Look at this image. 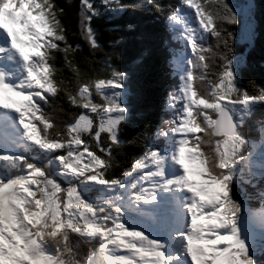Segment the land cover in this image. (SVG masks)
<instances>
[{"label": "snow or ice", "instance_id": "1", "mask_svg": "<svg viewBox=\"0 0 264 264\" xmlns=\"http://www.w3.org/2000/svg\"><path fill=\"white\" fill-rule=\"evenodd\" d=\"M148 5L164 16L178 83L171 117L125 141V38L106 51L93 22ZM164 7L0 0V264H264V117L249 125L264 87L241 86L236 52L258 38L256 0ZM125 144L142 151L117 172ZM197 159L203 180L192 178Z\"/></svg>", "mask_w": 264, "mask_h": 264}, {"label": "trees", "instance_id": "2", "mask_svg": "<svg viewBox=\"0 0 264 264\" xmlns=\"http://www.w3.org/2000/svg\"><path fill=\"white\" fill-rule=\"evenodd\" d=\"M60 2L66 3V0H60ZM128 2H134V0H128ZM157 2L165 6L164 12L167 13L168 8L166 6L170 3H178L179 0H157ZM229 2L232 3L233 0H229ZM256 3L257 18L260 22L258 38L254 46L251 47L243 43L242 39L236 44L237 55L243 54L249 63H246L240 73V78L244 83H242V87L249 90H251L250 81H255L257 87H264V0H256ZM73 4V11H78L79 0H73ZM71 23L73 30L78 32L76 19L72 18ZM93 25L99 34V41L106 51H111L112 42L123 36L124 42L116 46V50L120 53V58L116 63L123 70L131 71L134 79L136 77L135 67L140 66L141 71L143 70L142 73H144L142 77L146 78L144 89L137 91L139 99L133 100L135 110L132 109V119L124 127L122 138L125 141L131 140L139 132H146L151 135L160 121L171 115L165 110L168 94H166L167 85L175 86L178 83V79L170 75L166 64L169 55V33L165 30L164 16L157 12L154 7L148 5L119 15H104L98 20H94ZM129 25L133 27L129 28ZM110 28H114L115 31H109ZM78 39L84 52L87 53L88 45L82 38ZM99 55L102 57L103 53ZM141 56L143 57L142 61L137 63V58ZM59 66L64 67L62 64ZM64 71L66 75H71L69 69L64 68ZM61 103L65 113L70 115L74 111L66 101H61ZM256 110L262 112L260 117H264V104L258 105ZM251 120L252 127H255V116ZM117 151L119 153L117 160L122 165V168L117 169L119 172L134 162V158L141 153L142 148L136 144H125L122 150ZM253 203L255 205V201Z\"/></svg>", "mask_w": 264, "mask_h": 264}, {"label": "rangeland", "instance_id": "3", "mask_svg": "<svg viewBox=\"0 0 264 264\" xmlns=\"http://www.w3.org/2000/svg\"><path fill=\"white\" fill-rule=\"evenodd\" d=\"M233 2H234V0H233ZM242 42L245 43L243 40H242ZM247 64H249L248 61H247ZM135 69H136V77H135V79L133 77L132 78V81H131V87H132V89H134L133 90L134 95L132 97L131 104H132V109H134V110H135V107L133 105V100L135 101V100H138L139 99V94H138L137 91L138 90H141L145 86V83H146V78L142 77V76H144V73H142L143 70L141 71L142 68L140 66H136ZM242 83H243L242 78H240V84H241V86H242ZM172 86L174 87V85H169V84L167 85L166 94L173 88ZM136 97H137V99H136ZM20 98L23 99L22 97H20ZM164 99H165V97H164ZM259 110L258 111L257 110L255 111V114H254L255 119H257L258 117H260V115L262 114V112H260ZM170 117H171V115L168 116V117H166V118H170ZM160 123H161V121H160ZM249 125H250V127H252V120L249 121ZM190 164H192V168H193L192 178L193 179H198V180H203L204 178L202 176H199L197 174V171L200 169L199 160L198 159L197 160H192V161H190Z\"/></svg>", "mask_w": 264, "mask_h": 264}]
</instances>
